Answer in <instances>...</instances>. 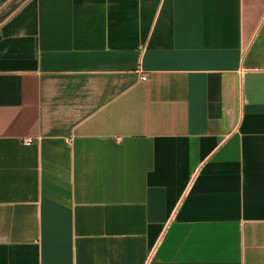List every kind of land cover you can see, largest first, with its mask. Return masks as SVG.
I'll return each mask as SVG.
<instances>
[{
  "label": "crops",
  "instance_id": "crops-1",
  "mask_svg": "<svg viewBox=\"0 0 264 264\" xmlns=\"http://www.w3.org/2000/svg\"><path fill=\"white\" fill-rule=\"evenodd\" d=\"M4 15L0 264H264V0Z\"/></svg>",
  "mask_w": 264,
  "mask_h": 264
},
{
  "label": "built area",
  "instance_id": "built-area-1",
  "mask_svg": "<svg viewBox=\"0 0 264 264\" xmlns=\"http://www.w3.org/2000/svg\"><path fill=\"white\" fill-rule=\"evenodd\" d=\"M141 78H142V79H146V78H147V76H146V75H144V74H142V75H141ZM29 142H30V140H28V141H27V143H29Z\"/></svg>",
  "mask_w": 264,
  "mask_h": 264
},
{
  "label": "trees",
  "instance_id": "trees-1",
  "mask_svg": "<svg viewBox=\"0 0 264 264\" xmlns=\"http://www.w3.org/2000/svg\"><path fill=\"white\" fill-rule=\"evenodd\" d=\"M5 16H6V15H4V16H2V17H0V19H3V18H5Z\"/></svg>",
  "mask_w": 264,
  "mask_h": 264
}]
</instances>
